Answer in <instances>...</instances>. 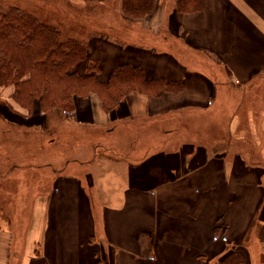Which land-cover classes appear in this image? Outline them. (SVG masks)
Returning <instances> with one entry per match:
<instances>
[{
  "label": "crops",
  "instance_id": "0c3cea01",
  "mask_svg": "<svg viewBox=\"0 0 264 264\" xmlns=\"http://www.w3.org/2000/svg\"><path fill=\"white\" fill-rule=\"evenodd\" d=\"M180 14L182 22L175 32L185 41H179L181 45L205 53L211 64L224 66L231 82L243 84L255 75H264V0H205L201 11ZM128 43L133 48V40ZM95 60L103 68L125 64L119 60L115 63ZM124 60L144 69L150 79L186 83L185 92L167 91L158 98L165 101L162 111L187 104L193 110L191 113L200 115V109L206 107L201 102L214 97L207 78L201 76L204 74L173 52L165 51L162 57H149L146 53L140 60L137 56L135 60L133 56ZM100 74L102 80H107V74ZM79 99L75 110L76 117L81 119L77 124L82 121L95 124L106 137L102 141L92 137L79 143L73 148L71 159L63 160L66 152H48L45 158L51 157L43 159L42 164L46 165L41 166L50 167V173L37 167L40 171L35 175L33 187L35 239L39 240L48 263L51 260L54 264H202L203 255L215 259L225 253L227 243L251 237L249 227L256 219L255 214L261 212L264 200V188L256 185L253 189L243 188L253 177L248 168L250 162L243 155L255 158L253 152L226 141L228 147L240 151L233 155L240 153L238 157L247 163L243 167L247 175L241 178L226 150L201 152L199 146L176 143L177 139L168 140L164 147L148 148V141L141 144L139 139H133L131 129L116 122L121 117L133 118V111L123 115L118 114L119 108L106 112L96 95ZM144 100L141 108L147 104L148 100ZM156 100H150L149 104L160 106ZM38 106L40 118L34 128L50 133L53 127L57 131L53 136L57 138L50 140L48 146L60 144L71 149L73 144H68L71 143L67 141L68 135L65 137L68 131L54 121L53 112L42 117ZM177 117L172 113L166 115L170 121ZM50 121L55 123L51 125ZM241 125L233 122L229 126L234 131V126L239 129ZM254 125L258 128L256 121ZM73 126L75 130L81 128ZM107 126L110 127L103 132ZM158 126L163 132L175 127ZM241 128L243 131L246 126ZM90 143L92 147L88 150L84 144ZM100 148L108 152L102 153ZM117 149L122 152L117 153ZM28 185L26 181L19 190L29 191ZM258 219L261 224L252 237L258 239H254L257 245L261 243L264 261V214ZM1 228L4 235L0 232V264H7L8 259L12 260L13 249L4 248V238H8V246L11 243L5 225L1 224ZM217 228L222 229V249L211 238ZM15 257L16 261L20 259L18 255Z\"/></svg>",
  "mask_w": 264,
  "mask_h": 264
},
{
  "label": "rangeland",
  "instance_id": "374dc122",
  "mask_svg": "<svg viewBox=\"0 0 264 264\" xmlns=\"http://www.w3.org/2000/svg\"><path fill=\"white\" fill-rule=\"evenodd\" d=\"M122 3L123 0H98L93 3H87L84 0H0V8H19L41 22L58 27L63 35L80 39L84 44H87L86 59L77 68L80 73L86 72L87 66L94 62V58L101 59V62L115 63L119 60L120 63L128 64L126 63L128 61L124 60L125 58L133 56V60H135V56H137V60H140L146 53L149 57H162L163 52L169 51L177 54L178 57H183L190 67L197 68L204 74L201 76L207 78L205 81L209 83L210 90L214 94L212 99L200 101L201 105H206L205 108L200 109V115L191 113L193 110H190L187 104H182L178 109L162 111L165 109L162 107L165 101L161 102L158 98L167 91H162L157 96H150L139 89H131L116 108H119L118 114L120 115L133 111V118L118 115L121 118L116 122L122 124L124 129H131L133 139H139L141 144L144 145L148 141L150 143L148 148L164 147L163 145H166L168 140L177 139L176 143L185 142L187 145L199 146L201 152L205 149L207 152L226 150L231 157L229 158L234 160L235 172H240L241 178H245L247 172L244 168L247 163L238 157L240 153L233 155L239 150L226 145V141H231L235 147L237 145L238 148L249 150L255 156L253 158L252 155H243L250 162L248 168L253 174L250 184L243 188L253 189L256 185L262 190L264 188V75H255L256 77L251 78L249 83L235 84L231 82L230 73L224 66L214 62L211 64V59L205 53L188 45L187 47L181 45L179 41L182 38L176 34L175 28H178V23L182 22L180 17L183 15L180 13L185 12H179L177 8L179 0H155L153 10L147 14H141V16L124 14ZM129 40H133V48L130 47ZM100 66L101 72L107 74L108 79L110 72L115 67L103 68V64ZM189 75L193 76L190 73ZM220 77H222L221 80H219ZM174 81L177 82V80ZM183 84L184 86L181 87L173 85L168 92H185L186 83L183 82ZM14 91L13 85L0 84V223L5 225L11 243V246H8L9 240L4 238V248L13 249L12 260L8 259L7 264H54V261L50 260L48 263L43 257L40 242L35 239L34 202L36 197L33 187L36 184V182L34 184L35 175L40 171L37 167L40 166V169H46V172H49L50 167L41 166L46 165L42 164L43 159L48 160L51 157L45 158L49 153L66 152L63 160L71 159L73 148L79 143L82 144L85 142L84 140L92 137H96L97 141H102L105 140L106 134L100 133V129L95 127V124H85V121L77 124L81 118L76 117V110L54 111L52 113L54 121L64 131H68L65 137L68 135L67 141L71 142L68 144H73V147L68 149L66 145L63 147L60 144L50 147L48 142L57 138L53 136L57 131L52 130L54 128L51 127L50 133L41 132L33 125L39 123L40 116L37 111L39 102L36 101L33 110L28 111L16 102L13 97ZM91 96L94 95L89 97ZM145 98L148 100L147 104L141 108L140 103L143 104ZM152 99L161 105L152 107L149 104ZM77 100L80 99L76 98ZM187 103L192 102L187 100ZM170 113L178 116L179 120H167L166 115L170 116ZM42 117H46V115L43 113ZM255 121L258 128L254 125ZM50 122L51 125L55 123ZM233 122L236 125L237 123L238 125L242 124L243 128L246 126V129L242 131L241 127L238 129V126H234L236 130L231 131L233 128L229 125ZM158 124L168 126L164 127L167 129L170 126L175 127L163 132ZM73 125H79L81 128L75 130ZM152 126L155 128L151 129ZM109 127H104L103 132ZM72 131L76 133L73 135ZM64 141L66 142V138ZM95 144L93 143V145ZM250 145L255 147H250ZM84 146L89 148L88 150L92 147L91 143L90 146H86V144ZM99 151L108 152L104 148H100ZM115 151L122 152L119 149ZM240 170H244V172ZM257 177L259 181H257ZM26 181L31 189L27 192L20 191V187ZM261 209L260 213L255 214L256 219L249 227L251 237L248 236L239 243L229 242L228 245L226 244L228 246L225 249L226 253L235 250L245 251L250 258L249 264H264L263 253H261L262 245L259 242L257 245L254 242V239L257 238L252 237L261 224L258 217L264 214V200ZM1 224L0 232L1 235H4ZM218 229H214L211 238L213 243H220L218 249H222V229ZM102 251L106 252L104 248ZM226 253H222L215 259L203 255L201 262L202 264H216ZM16 255L20 257L17 261ZM190 256L193 258L192 254Z\"/></svg>",
  "mask_w": 264,
  "mask_h": 264
},
{
  "label": "trees",
  "instance_id": "16d2710c",
  "mask_svg": "<svg viewBox=\"0 0 264 264\" xmlns=\"http://www.w3.org/2000/svg\"><path fill=\"white\" fill-rule=\"evenodd\" d=\"M204 3L205 0H179L177 8L179 12L193 13L201 11ZM121 6L124 14L141 16L153 10L155 0H123ZM87 52V44L63 35L58 27L19 8H0V84L13 85L14 99L28 111L33 110L36 101L44 114L75 110L76 98L93 94L110 112L131 89L157 96L170 91L173 85L184 86L162 78L150 79L144 69L129 64L116 67L107 80L99 77L101 66L96 61L80 73L77 68ZM249 260L245 251L235 250L216 264H249Z\"/></svg>",
  "mask_w": 264,
  "mask_h": 264
}]
</instances>
